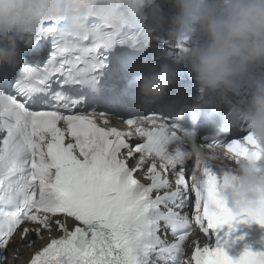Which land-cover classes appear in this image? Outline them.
Masks as SVG:
<instances>
[{
	"label": "snow or ice",
	"instance_id": "6c2138e0",
	"mask_svg": "<svg viewBox=\"0 0 264 264\" xmlns=\"http://www.w3.org/2000/svg\"><path fill=\"white\" fill-rule=\"evenodd\" d=\"M151 4L0 0V38L15 42L17 57L0 66V264L36 244L28 264H264V253L233 260L211 243L224 226H264V200L227 208L223 177L177 156L182 130L138 104L139 76L189 49L146 25ZM201 146L235 165L260 157L250 134Z\"/></svg>",
	"mask_w": 264,
	"mask_h": 264
},
{
	"label": "clouds",
	"instance_id": "9594fccd",
	"mask_svg": "<svg viewBox=\"0 0 264 264\" xmlns=\"http://www.w3.org/2000/svg\"><path fill=\"white\" fill-rule=\"evenodd\" d=\"M174 15L168 21L165 39L173 44L190 41L194 32L205 38L197 47L185 52L190 74L203 92L221 97L238 95L234 82L252 68L264 67V0H169ZM16 45L0 38V66L16 61ZM177 80L175 68L162 63L144 72L136 81L138 104L150 108L160 101ZM234 121L244 123L259 152V159H241L235 171L223 177L218 188L219 199L238 213L256 207L264 200V78L251 82V91L232 114ZM193 123L198 113H191ZM227 131V129L223 130ZM188 145L174 152L183 160H193L197 167H210L216 160L213 150L196 143V135L182 134ZM204 191V177H197Z\"/></svg>",
	"mask_w": 264,
	"mask_h": 264
},
{
	"label": "bare ground",
	"instance_id": "6f19581e",
	"mask_svg": "<svg viewBox=\"0 0 264 264\" xmlns=\"http://www.w3.org/2000/svg\"><path fill=\"white\" fill-rule=\"evenodd\" d=\"M29 239H32L30 236ZM22 241L20 238H16L13 242V246L21 245ZM37 245H34L32 248H22L19 252V259L16 261V264H24L26 262V259L30 257L32 252L36 249Z\"/></svg>",
	"mask_w": 264,
	"mask_h": 264
}]
</instances>
